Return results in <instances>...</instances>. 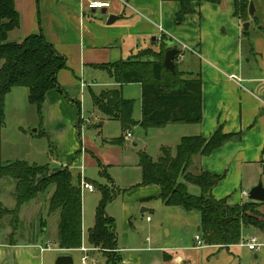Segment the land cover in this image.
Wrapping results in <instances>:
<instances>
[{
  "label": "crops",
  "instance_id": "obj_1",
  "mask_svg": "<svg viewBox=\"0 0 264 264\" xmlns=\"http://www.w3.org/2000/svg\"><path fill=\"white\" fill-rule=\"evenodd\" d=\"M108 1L110 7L105 12L101 10V15L97 16V10L85 12L81 7L79 9L77 0H14L20 23L8 36L13 34L18 41L41 32L66 60V67L57 74L63 93L55 89L47 91L41 121L37 115L38 128L46 133L56 154L53 150L33 148L26 155L27 159H31L27 162L39 164L43 161L50 166V172L67 168L74 182L83 178L93 185L85 175L88 166H98L104 176L105 169L131 165L140 168L137 152L144 150L130 153L125 148L124 139L133 136L130 130H121V144L111 141L120 136L113 133L115 130L107 122L118 121L105 118L94 107L92 97L104 89L120 88L124 98L134 101L132 117L140 122L141 85H119L99 65L126 60L142 49L158 52L163 41L166 46L177 48L181 54L180 57L176 55L177 69L200 78L202 118L199 123L151 128L154 130L152 134L159 136V155L163 146L170 147L173 152L182 136L209 138L221 127L224 133L233 137L208 155L195 156L189 171L194 174L206 171L218 177L212 189L215 198L227 197L229 204L246 201L248 198L243 192L248 193L259 181L264 184V40L256 39L253 44L251 54L254 61L243 63L242 20L233 14L232 0L194 2V13L187 15L179 25L175 24V13L179 8L175 0ZM109 15L116 17L111 24H107ZM184 46L188 49H183ZM229 75H236L239 82L230 79ZM20 88L25 87H14L8 92L6 104L13 95L27 98V89L23 91ZM89 108H92L90 116L83 117V109L86 111ZM10 113L13 114L14 110ZM4 114L8 115L6 106ZM140 180H134L133 189L123 194L119 201L124 239L118 246L116 237L115 253L120 258L116 264H144L143 253L149 257L152 255L155 264H204V249L208 245L204 242L203 247L195 245V235L201 237L200 230H197L198 212H185L179 207L164 205L156 197L159 187L155 184L141 186ZM12 182L9 180L5 184L11 186ZM117 196L114 194L105 207L106 215L113 218L114 230L115 212L108 206ZM0 206L4 207L1 202ZM86 207L83 201V223ZM154 208L159 214L157 221L151 224V230L165 228L166 233L158 237L152 231L151 239L146 237L141 241L130 229L133 227L131 218L136 216L139 219L138 211L145 213ZM260 211L263 210L260 208ZM146 221L151 222L149 216H146ZM43 224L41 221L39 226ZM39 232L44 233L45 230ZM39 232L34 228L32 236L26 241L0 238V264H47L45 252L49 250L41 248L48 241L39 239ZM85 237L87 242V235ZM83 238L82 226L81 247L93 250L88 242L87 246L83 245ZM152 241L154 246L150 245ZM80 248L63 250L81 251Z\"/></svg>",
  "mask_w": 264,
  "mask_h": 264
},
{
  "label": "trees",
  "instance_id": "obj_2",
  "mask_svg": "<svg viewBox=\"0 0 264 264\" xmlns=\"http://www.w3.org/2000/svg\"><path fill=\"white\" fill-rule=\"evenodd\" d=\"M178 11L175 24H181L187 15L193 14L194 2L219 3L221 0H175ZM233 14L240 20L248 19V1L232 0ZM20 18L14 0H0V125L4 120V103L8 92L14 87H25L27 100L42 120V107L47 91L55 89L63 93L58 72L66 67L65 58L48 43L43 34H31L21 42L8 41V33L19 27ZM243 33H245L243 31ZM159 51L142 49L126 60L99 65L106 69L119 85H141V120L132 117L134 101L122 96L120 88L101 90L93 95L92 103L107 119L117 120L122 132L135 125L143 129L158 128L167 124L199 123L201 114V80L192 73L163 66L165 52L170 49L161 41ZM40 134L47 136L40 130ZM233 137L221 127L209 137L182 136L172 152L161 147L160 155L153 160L146 152H138L141 170L139 185L155 184L160 192L156 196L164 205L176 206L185 212L197 211L201 239L206 245L228 248L242 242V229L254 227L264 235L263 203L246 200L229 204L228 198L217 199L212 194L216 175L206 171L191 173L189 167L197 155H208ZM116 144L123 137L111 140ZM51 147V145H49ZM50 151L52 149H49ZM8 177L14 182L15 210L21 205L49 194L48 215L58 214L56 240L61 249H77L82 245V191L79 180L73 181L67 168L50 172L48 164L16 160L0 161V178ZM188 185L198 187L197 195L188 191ZM100 199L95 210L94 225L87 231L91 249H98L108 256L114 255L110 264L119 261L116 251V234L113 218L106 215L105 207L114 194L105 186L98 185ZM261 218V219H259Z\"/></svg>",
  "mask_w": 264,
  "mask_h": 264
},
{
  "label": "rangeland",
  "instance_id": "obj_3",
  "mask_svg": "<svg viewBox=\"0 0 264 264\" xmlns=\"http://www.w3.org/2000/svg\"><path fill=\"white\" fill-rule=\"evenodd\" d=\"M77 1L80 9V2L79 0ZM247 1L248 9L249 4L252 3L253 12L251 15L249 14L247 20L241 21L242 30L243 23H249L247 32L242 33L241 38L243 50L245 52L243 55V63H246L248 60H251L252 62L254 61L253 54H251L253 44L256 39L264 40V0ZM85 9L87 8L85 7ZM100 11V9L97 10V16L101 15ZM102 16H106V14H103ZM8 40L21 42V40L17 41L13 34L8 36ZM187 56H189V54H187ZM20 89L26 91V88ZM5 106L8 115L4 114L3 124L0 125L1 161L12 162L16 160H26L30 162L31 159H27L26 155L32 151L33 148L35 150L42 148H45L46 150L52 149L53 154H56L49 138L40 134L39 126L37 124V114L34 107L28 103L26 96H23L22 98L14 95L10 96L7 100V104L6 101L4 103V109ZM13 110L14 113L11 114L10 112ZM91 110L92 108L86 109V111L83 109V117H89V111ZM15 111L21 113L17 114ZM107 123L113 131L115 130L113 133L118 134V136L121 135V129L118 122L109 121ZM152 131L154 130L151 128L143 129L140 126L132 127L130 132L133 136L124 139V146L129 150L127 151L135 153L137 152L136 150L142 149L150 155L153 160H156L159 155L157 145L159 136L152 134ZM49 145H51V147ZM39 164L45 163L41 161ZM105 171L106 176L101 173L102 171L98 166H88L85 173L89 180L96 185L95 191L91 193L82 191V203L85 201L87 206L84 223L82 221L84 236L83 245L85 246H87L85 236L87 235L88 228L93 225L95 208L100 199L98 185L105 186L112 193L118 195L108 207H111L115 212V234L118 238L117 245L120 246L121 241L124 239V228L119 213V201L123 194L133 189L131 185L134 180H139L141 178V170L136 165L118 167L113 170L105 169ZM9 180L13 181L8 177L0 178V202L4 206H0V238L12 237L18 241H26L32 236L34 228L37 229V233L44 229V233L39 232L41 234L39 239L43 242L51 241L53 247L56 248V250L45 252L47 264H55L57 257L62 255L70 256L72 264H80L81 256L84 254L89 256L87 264H110L111 258L115 256H108V254H104L98 249H96L98 251L91 250L88 252L61 250L56 240L58 214L55 213L48 215V194H42L39 198L27 202L21 205L18 210H15V199L13 195L14 183L12 182L11 186L5 184ZM188 191L195 195L199 193L198 187L192 185L188 186ZM260 208L263 210L262 213H264V203ZM154 210L145 213H140L138 211L137 214L139 219H136V216L131 218L130 222L133 227H130V229L133 233L138 235L137 239H141V241L145 240L146 237L151 239L152 231H154V235L158 237H163V235H165V228H155L154 230H151V224H154L157 221L159 214L156 208H154ZM146 216H149L151 222L146 221ZM41 221L44 222V224L40 227L39 224ZM250 236H256L258 241L262 243V246L257 251L249 250L245 245V240ZM154 244L153 241L150 243L151 246H154ZM204 253V264H264V235L260 230L254 227H244L242 229L241 243L229 246L228 248H219L208 245L207 249H204ZM154 259L155 258L152 257V255L149 257L147 254H142L144 264H153Z\"/></svg>",
  "mask_w": 264,
  "mask_h": 264
},
{
  "label": "built area",
  "instance_id": "obj_4",
  "mask_svg": "<svg viewBox=\"0 0 264 264\" xmlns=\"http://www.w3.org/2000/svg\"><path fill=\"white\" fill-rule=\"evenodd\" d=\"M80 2V7H81V10H92V11H95V10H102V9H107L108 7H110V1L108 0H79ZM85 7L87 9H85ZM183 49H188V47L184 46ZM192 51V49H190ZM181 54L178 53V57H180ZM230 79H233V80H237L239 82V78L236 76V75H229L228 76ZM126 136H130L129 133H126ZM79 186H80V189L81 191H87V192H93L95 191V187L93 184H91L90 182H88L87 180L85 179H81L80 182H79ZM243 195L244 196H247V193L246 192H243ZM246 247L249 249V250H253V251H257L261 246H262V243L258 241V238L256 236H250L248 237L246 240ZM195 245L196 247H203V241L201 239V237L199 235H195ZM42 250H51V249H56L53 247V243L51 241H48L46 243V245L44 247L41 248ZM81 251L83 252H87L88 249L85 248V247H81L80 248ZM89 256L87 254H84L82 257H81V264H87V260H88Z\"/></svg>",
  "mask_w": 264,
  "mask_h": 264
},
{
  "label": "water",
  "instance_id": "obj_5",
  "mask_svg": "<svg viewBox=\"0 0 264 264\" xmlns=\"http://www.w3.org/2000/svg\"><path fill=\"white\" fill-rule=\"evenodd\" d=\"M102 10H104L103 12H105V9H102ZM252 12H253V5L252 3H250L248 13L251 15ZM115 19H116L115 16L109 15L107 19V24L113 23ZM248 26H249L248 22L243 23L244 32H247ZM178 53L179 51L177 48H170L164 54L163 66L172 73H174V70H175L174 58ZM213 182L216 183L217 181L213 180ZM247 198L248 200L264 203V184L261 181H259L254 187H252L248 191ZM197 230L199 231L200 227H198ZM55 264H72V259L70 256L62 255V256L57 257Z\"/></svg>",
  "mask_w": 264,
  "mask_h": 264
}]
</instances>
